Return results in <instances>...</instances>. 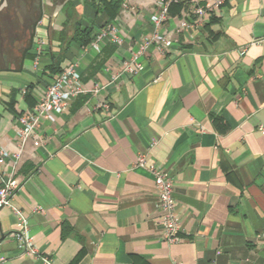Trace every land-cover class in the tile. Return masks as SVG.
Masks as SVG:
<instances>
[{
  "label": "crops",
  "instance_id": "1",
  "mask_svg": "<svg viewBox=\"0 0 264 264\" xmlns=\"http://www.w3.org/2000/svg\"><path fill=\"white\" fill-rule=\"evenodd\" d=\"M158 1L46 0L54 21L41 24L37 52L21 73L0 75V146L16 153L19 118L56 77L47 68L59 34L90 32L62 66L76 67L88 93L55 123L42 120L18 163L0 167L1 183L34 166L18 175L15 204L40 253L19 252L18 220L3 209L0 264H264V0H230L187 28L180 3L156 27ZM108 26L120 43L95 49ZM156 33L172 48L143 50ZM137 54L143 70L114 81ZM151 168L175 182L173 245L163 240Z\"/></svg>",
  "mask_w": 264,
  "mask_h": 264
},
{
  "label": "built area",
  "instance_id": "2",
  "mask_svg": "<svg viewBox=\"0 0 264 264\" xmlns=\"http://www.w3.org/2000/svg\"><path fill=\"white\" fill-rule=\"evenodd\" d=\"M230 0H159V13L155 14L151 21L156 27H161L169 18V9L173 4L184 3L185 5V21L182 27L187 28V19H192V26H200L203 24L207 14L220 11L226 6ZM108 39L115 44L120 43L117 30L113 26H108L102 30L97 36V41L93 45L95 49H99V41ZM258 43H263L264 40ZM173 41L164 34L156 33L150 39L146 40L143 50L157 45L162 51L172 48ZM143 70L140 63V54L127 61L121 70L113 78L114 81L119 80L123 76H134ZM97 87L93 92H99ZM88 91L83 85L82 76L74 65H68L58 74L47 88L43 99L31 111L19 118V124L16 129V136L19 141V148L16 153H12L7 148L0 146V167L6 166L9 161L18 163L22 157L26 146L33 139L35 130L42 120L49 123H55L57 118L62 116L70 107L73 99ZM262 136H264V127L260 128ZM38 142L35 146H38ZM139 167L146 168L147 163L144 157L139 160ZM155 175V187L158 195L157 208L161 212L159 224L162 228L163 240L169 245L178 243L181 231L180 220L176 215V201L174 198L175 182L164 171L155 168L150 169ZM21 182L18 179V171H14L9 177L4 178L0 183V211L3 209L10 210L17 218L19 231L15 237L18 244V250L22 255L28 257L39 258L40 253L34 245L30 235V226L24 212L15 204V198L21 190ZM264 239V235L262 236ZM45 264H52L50 260L44 258Z\"/></svg>",
  "mask_w": 264,
  "mask_h": 264
},
{
  "label": "flooded vegetation",
  "instance_id": "3",
  "mask_svg": "<svg viewBox=\"0 0 264 264\" xmlns=\"http://www.w3.org/2000/svg\"><path fill=\"white\" fill-rule=\"evenodd\" d=\"M46 0H4L0 5V75L19 72L37 52L41 24L47 18Z\"/></svg>",
  "mask_w": 264,
  "mask_h": 264
},
{
  "label": "trees",
  "instance_id": "4",
  "mask_svg": "<svg viewBox=\"0 0 264 264\" xmlns=\"http://www.w3.org/2000/svg\"><path fill=\"white\" fill-rule=\"evenodd\" d=\"M178 5L185 7L184 3H180ZM172 6H171V8H172ZM171 8L169 9V12H170ZM67 23H71V19H69L67 21ZM66 26H68V25L65 24V28H66ZM89 33H90L89 31L83 32L80 28H76L74 30V33H73V36L71 39H69L68 31L66 29L63 30L59 34V38H58L59 43H60L59 44V46H60L59 51L57 53H55L54 55H52L51 65L47 68L50 76H57L58 74H60L63 71L62 66L65 63L66 53L69 50V46L74 42H76L80 45L87 43ZM82 81H83V79H82ZM33 168H34L33 164L27 163L21 168L18 175L27 174L29 172V169L33 170Z\"/></svg>",
  "mask_w": 264,
  "mask_h": 264
},
{
  "label": "water",
  "instance_id": "5",
  "mask_svg": "<svg viewBox=\"0 0 264 264\" xmlns=\"http://www.w3.org/2000/svg\"><path fill=\"white\" fill-rule=\"evenodd\" d=\"M4 0H1V3L3 2ZM41 2L43 3V0H41ZM23 71V67L22 69L19 71V73H21Z\"/></svg>",
  "mask_w": 264,
  "mask_h": 264
},
{
  "label": "rangeland",
  "instance_id": "6",
  "mask_svg": "<svg viewBox=\"0 0 264 264\" xmlns=\"http://www.w3.org/2000/svg\"><path fill=\"white\" fill-rule=\"evenodd\" d=\"M0 5H1V0H0ZM49 7H50V6H46V9H47V10H49V9L52 10V8H51V7L49 8Z\"/></svg>",
  "mask_w": 264,
  "mask_h": 264
}]
</instances>
